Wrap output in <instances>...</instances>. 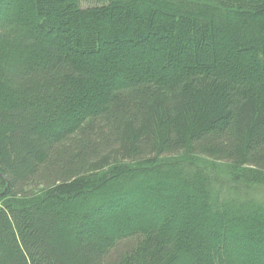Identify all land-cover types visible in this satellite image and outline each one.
Returning <instances> with one entry per match:
<instances>
[{
	"label": "trees",
	"instance_id": "trees-1",
	"mask_svg": "<svg viewBox=\"0 0 264 264\" xmlns=\"http://www.w3.org/2000/svg\"><path fill=\"white\" fill-rule=\"evenodd\" d=\"M0 101V264H264V0H0Z\"/></svg>",
	"mask_w": 264,
	"mask_h": 264
},
{
	"label": "rangeland",
	"instance_id": "rangeland-1",
	"mask_svg": "<svg viewBox=\"0 0 264 264\" xmlns=\"http://www.w3.org/2000/svg\"><path fill=\"white\" fill-rule=\"evenodd\" d=\"M87 5H89V4L88 3H82V6H87ZM1 108H3V103L0 101V109ZM85 109L93 110L94 107L92 106V104H89V105H87L85 107ZM79 116H80L79 113H70V114L64 115L63 116V120L65 121V123L68 122L69 124H71L73 122L74 117L75 118H78ZM58 124L55 125L53 128H55L56 130H58L61 127ZM177 169L174 168V169L171 170V172L172 171H173L172 173H174V171L178 172ZM178 174H180V173H178ZM179 177H177V178H179ZM137 178L134 179V180H131L130 181L131 183L128 184V186L130 187V189H132L134 192H132V194L129 193V196L127 195L124 198L125 200L123 202H121L122 203L120 205L121 207H118L117 203L115 201H113L110 197H109L110 199L106 198L107 200L106 199L104 200V201H110L109 203L113 205V208H110L109 207L110 209H108V211L112 210V212H113L115 210L114 212L116 214L118 213V215L115 216V218L116 217L117 218L116 219L114 218V224L115 223L116 224L117 223L120 224L122 222L121 219H123V218L126 219L128 216L131 217V215L129 213L131 212L132 207L136 203L135 200L148 201V204L149 205H147V206H149V208L151 206H154L157 202H159V201H157L156 198H151V200H149V198H146L147 193H150L152 191V189L160 188L162 190V192H165V191L168 190L167 188H170V187L177 188V187L182 186V184H181V180L182 179L180 180V179H177V178H169V179H167L166 182L164 183V185H162L159 182L160 179H158V178H160V177H158L157 175H153L152 174V175H146L145 177L139 176V179H137ZM117 186L118 185H114L113 188H115ZM201 186H204V185L202 184ZM88 198H89V196H88V192H87V195H83V196L78 197V198H73L71 200H62V201L55 202L56 203L55 206L54 207H51V208H49L50 206L45 205L43 210H45V211H51L53 213V215H54L53 217L57 218L58 220H60L62 218L61 220H62L63 223L59 221L60 222L59 224H60L61 228H66V223L64 222V219H63L64 217L71 223V226L74 227V226H76V223L75 222L77 221V217L75 218L76 215L77 216H80V218H82L83 220H85V219H87L88 214L89 215H95L96 212H97V211L92 210L91 204L88 203V201H90V200H87V201L85 200V199H88ZM80 204H85V205L87 204V205H86V207H85V205H83L81 207L80 206L78 207V205H80ZM186 206H187V208L189 207L188 205H186ZM208 206H209V203H208ZM165 210L163 209V207H160L159 206V209L157 210V215L160 216V218L163 217L164 216V213H166ZM205 210H201V212L202 211L204 212ZM101 212L100 213H101L102 217L104 218V220H108V218H106L107 210L101 211ZM141 217H143V216H141ZM198 217H200V215ZM198 217H196V219ZM71 218H75L76 221H73V219H71ZM256 219L259 222L258 217ZM250 223H252V221ZM250 223H248V225L249 226H253ZM258 224H262V221L260 223H258ZM87 225H88L89 229L92 232L91 235L108 234V229H106V228L103 229L102 227L99 228V226H97L95 224V222H92V223L91 222H88ZM235 231H236L235 232L236 233L235 235H240V234H244V235L247 234V235H251V236L252 235L253 236L255 235L254 232L248 231V229H244V230L241 229V230H235ZM249 260L250 259L248 258L246 261H249Z\"/></svg>",
	"mask_w": 264,
	"mask_h": 264
}]
</instances>
